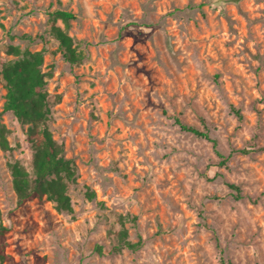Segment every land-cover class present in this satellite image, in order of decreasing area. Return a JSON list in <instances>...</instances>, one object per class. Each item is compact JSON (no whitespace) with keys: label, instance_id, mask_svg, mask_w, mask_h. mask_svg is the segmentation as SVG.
<instances>
[{"label":"rangeland","instance_id":"obj_1","mask_svg":"<svg viewBox=\"0 0 264 264\" xmlns=\"http://www.w3.org/2000/svg\"><path fill=\"white\" fill-rule=\"evenodd\" d=\"M57 9L79 62L51 33ZM11 45L42 51L76 175L71 212L19 202L9 165L31 170L36 135L4 109L0 73V264H264V0H0V69Z\"/></svg>","mask_w":264,"mask_h":264},{"label":"trees","instance_id":"obj_2","mask_svg":"<svg viewBox=\"0 0 264 264\" xmlns=\"http://www.w3.org/2000/svg\"><path fill=\"white\" fill-rule=\"evenodd\" d=\"M53 24L51 33L58 42V48L69 63L82 60L84 54L78 49L73 37L54 21L61 20L65 24L75 17L68 10L57 9L50 13ZM9 50L15 54H21L18 58L5 62L0 73L4 79L6 94L4 109L9 110L22 123L29 124V131L36 135L32 140L31 170L23 166L19 161L10 163L12 183L19 202L31 195L46 196L52 200L60 211L71 212L72 202L68 194V184L75 180L76 169L71 159L63 155V148L51 135L48 127L50 118V106L45 89V73L41 66L43 63L42 51H21L17 46H9ZM240 116V112L235 110ZM180 126L197 135L208 136L207 132L198 129L194 125L180 122ZM0 144L4 149L9 148L5 128L0 123ZM233 188L236 185L231 184ZM89 198L94 197V191L88 189ZM1 212V211H0ZM132 219H135L133 216ZM123 222V220H121ZM8 230L0 220V237ZM119 244L128 248H135L140 241L132 242L127 238L126 229L122 228L119 235ZM0 244V259L7 255ZM118 245V247H120Z\"/></svg>","mask_w":264,"mask_h":264}]
</instances>
